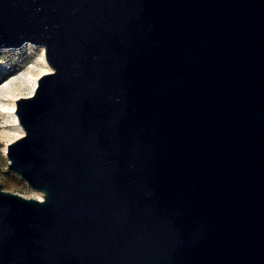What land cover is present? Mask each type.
Masks as SVG:
<instances>
[{
  "label": "water",
  "instance_id": "obj_1",
  "mask_svg": "<svg viewBox=\"0 0 264 264\" xmlns=\"http://www.w3.org/2000/svg\"><path fill=\"white\" fill-rule=\"evenodd\" d=\"M27 42L0 264H264V0H0Z\"/></svg>",
  "mask_w": 264,
  "mask_h": 264
},
{
  "label": "rangeland",
  "instance_id": "obj_2",
  "mask_svg": "<svg viewBox=\"0 0 264 264\" xmlns=\"http://www.w3.org/2000/svg\"><path fill=\"white\" fill-rule=\"evenodd\" d=\"M27 44L30 46L23 45L25 46L23 48L21 45L22 47L0 50V91L5 82L21 80L28 66H38L39 47L29 42ZM8 119L6 113L0 112V187L3 190L14 191L24 196H34L33 191L25 185L22 179L5 169L6 157L3 154V146L8 141L6 133H12L14 128Z\"/></svg>",
  "mask_w": 264,
  "mask_h": 264
},
{
  "label": "bare ground",
  "instance_id": "obj_3",
  "mask_svg": "<svg viewBox=\"0 0 264 264\" xmlns=\"http://www.w3.org/2000/svg\"><path fill=\"white\" fill-rule=\"evenodd\" d=\"M27 43H24L23 45L30 46ZM25 46H23V48ZM37 46L39 47L38 48L39 52L37 54L38 66L36 67L28 66V69L24 71L22 78L20 77L21 80L18 78L19 81L17 82H11V81L5 82L0 91V112L6 113V115L9 118L8 120L12 123V126L14 127L12 133H6V139L8 141L21 135L23 132V129L17 122L15 112L5 111L4 109H14L15 107L14 99L20 95L30 94L33 90V85H35L36 79L39 76V74L51 69L44 57V47L42 45H37ZM4 146H3V151H4ZM32 191H33L34 197H37V198L41 197V193L39 191H36V190H32Z\"/></svg>",
  "mask_w": 264,
  "mask_h": 264
},
{
  "label": "snow or ice",
  "instance_id": "obj_4",
  "mask_svg": "<svg viewBox=\"0 0 264 264\" xmlns=\"http://www.w3.org/2000/svg\"><path fill=\"white\" fill-rule=\"evenodd\" d=\"M41 75H43V73H41ZM33 87H35V85H33ZM5 111H14L15 109H4ZM9 143H11V141H9Z\"/></svg>",
  "mask_w": 264,
  "mask_h": 264
}]
</instances>
